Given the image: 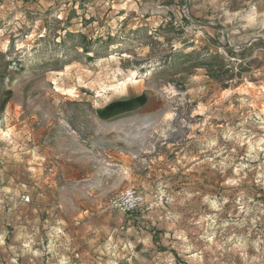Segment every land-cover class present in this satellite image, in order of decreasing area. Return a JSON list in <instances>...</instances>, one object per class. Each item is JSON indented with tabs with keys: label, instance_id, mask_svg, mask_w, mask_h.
Returning a JSON list of instances; mask_svg holds the SVG:
<instances>
[{
	"label": "rangeland",
	"instance_id": "374dc122",
	"mask_svg": "<svg viewBox=\"0 0 264 264\" xmlns=\"http://www.w3.org/2000/svg\"><path fill=\"white\" fill-rule=\"evenodd\" d=\"M0 194V264H264V0H0Z\"/></svg>",
	"mask_w": 264,
	"mask_h": 264
},
{
	"label": "built area",
	"instance_id": "2783aa9c",
	"mask_svg": "<svg viewBox=\"0 0 264 264\" xmlns=\"http://www.w3.org/2000/svg\"><path fill=\"white\" fill-rule=\"evenodd\" d=\"M158 201L161 203H167L168 198L164 195H159L157 197ZM29 196H22V202L29 203ZM2 202L0 194V203ZM145 203V198L143 194L135 187H130L124 189L112 196L108 201V209L123 215H130L138 211Z\"/></svg>",
	"mask_w": 264,
	"mask_h": 264
}]
</instances>
